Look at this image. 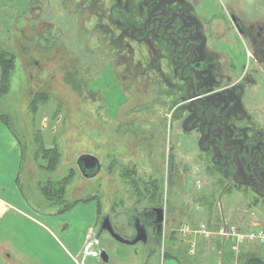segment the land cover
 Instances as JSON below:
<instances>
[{"label":"rangeland","instance_id":"374dc122","mask_svg":"<svg viewBox=\"0 0 264 264\" xmlns=\"http://www.w3.org/2000/svg\"><path fill=\"white\" fill-rule=\"evenodd\" d=\"M25 1L0 0V51L15 57L10 90L0 95V115L22 146L21 185L39 210L29 209L26 215L37 223L13 216L5 223L9 230L6 238L23 248L32 263L74 264L72 254L82 261L86 253V264H102L98 252L106 247L115 258L119 254L128 257L131 264H229L219 260L226 253L210 252L209 260H202L201 252L190 253L192 239H198L205 250L221 241L217 234L211 236V243H203V235L182 241L180 228L183 224L198 227L203 222L214 230L223 222L243 227L264 225V202L242 188L226 191V182L215 167L197 160L194 141L184 139L181 133L175 98L168 97L165 88L157 86L154 73L148 71L152 59L148 45L132 40L118 45L110 35L98 37L93 30L96 23L92 21L90 26L85 18L89 13L83 7L82 13L72 18L75 20L57 17L59 27L41 35L36 12L29 9L20 15ZM204 4L208 11L198 7L202 15L219 16L220 24L212 27L215 33L230 25L233 12L251 24L253 34L264 28V0H204ZM50 12L54 17L55 10ZM222 52L224 65L229 67L231 60L224 49ZM248 57L245 67H261L259 57ZM71 67L83 82L80 91L66 80ZM40 94L44 98L33 102ZM255 115L260 118L259 113ZM42 143L60 153L53 170L40 151ZM185 149L192 152L186 154ZM84 154L98 157L102 164L93 178L85 177L77 165ZM172 164L175 169L170 178ZM64 179L68 182L63 201L42 191V186H51L50 181L58 188ZM153 179L158 185L151 202L165 203L173 213V220L168 215L164 223L171 235L155 243L151 233L148 244L133 245L115 241L105 232L99 238L106 214L125 233L134 232L138 211L149 206L147 188L154 185ZM55 192L52 189L51 193ZM71 203H75L71 209L60 212ZM89 227L94 228L90 238ZM173 227L177 230L171 231ZM87 243L82 256L76 255ZM153 246L159 249L157 254ZM165 251L172 257L165 258ZM247 254L264 257V247L241 244L231 261L239 264Z\"/></svg>","mask_w":264,"mask_h":264},{"label":"flooded vegetation","instance_id":"af4514ba","mask_svg":"<svg viewBox=\"0 0 264 264\" xmlns=\"http://www.w3.org/2000/svg\"><path fill=\"white\" fill-rule=\"evenodd\" d=\"M77 2L26 0L20 15L29 9L36 12L42 35L46 29L59 27L57 17L75 18L83 7L89 13L85 18L90 26L92 21L96 23L93 30L98 37L105 39L110 35L118 45L125 40L147 44L152 57L148 71L159 80L157 86L164 87L168 97L175 98L174 109L181 133L184 139L194 141L197 160L215 167L227 185L242 188L264 202V28L258 35L253 34L251 24L233 12L230 25L222 33H215L211 23L201 19L199 0ZM51 10H55L54 17ZM225 45L233 48L238 59L229 48H223ZM222 49L231 60L229 67L224 65ZM249 55L260 58V68L245 67ZM184 152L188 154L192 150ZM174 169L172 164L170 178ZM152 182L154 185L148 192L154 195L149 193V206L138 211L133 222L134 232L125 233L106 214L101 221L99 238L105 232L118 241L108 230H102L107 217L115 232L127 240L143 236L144 228L146 233H160L164 224L160 218L164 219L168 208L165 203L152 204L158 185L155 180ZM101 249L109 256L106 247Z\"/></svg>","mask_w":264,"mask_h":264},{"label":"crops","instance_id":"0c3cea01","mask_svg":"<svg viewBox=\"0 0 264 264\" xmlns=\"http://www.w3.org/2000/svg\"><path fill=\"white\" fill-rule=\"evenodd\" d=\"M24 3H22V5ZM198 7H200L201 9L203 8L202 10L204 12L208 11L207 8L205 7L204 0H199ZM218 17L219 16H217L216 14L208 15L207 13H205L201 15V19H203L204 22L209 21L212 27H216L220 24V20ZM223 48H229V50H231L230 52L235 57V55L233 54L235 51L233 50L231 46L225 45V47ZM235 58L238 59V57H235ZM0 77H1V69H0ZM23 159H24V153H23V149H22L20 142L18 141V139H16L12 131L8 128V126L6 125V121L0 118V264H60L59 262L54 263L51 260H47L45 261V263L42 261H40V263L39 262H35V263L28 262L26 259V256H29V254L24 255L25 252L23 248L15 247L12 243H10V240L6 238L8 235L7 231L9 230L7 229V225L5 223L10 221L13 216L14 217L17 216L18 218H21V216L27 217L26 215L29 209L30 210L33 209L36 211L39 210L38 207L32 206V204L29 202V200L26 197L25 191L21 185L20 177H21V172H22V165L24 162ZM96 210H97V220H98V217L100 215L98 204H97ZM203 212H205L204 208H203ZM169 213L170 212H168V210H167V213H165V216L163 219V223L165 224H166V221L169 219V216L171 217V215H173V213H170V214ZM27 218L31 220L32 222L37 223L35 219L31 217H27ZM171 219L173 220L172 217ZM165 224H163V228L160 230V233L158 235L152 233L151 231L147 233L149 238L151 237V233L153 234V236L155 237V243L157 242L159 243L161 242V240H164V238H167V235H171V232L168 233L166 231ZM184 225H187V224H183L182 227ZM182 227L180 228V233H179L181 235L182 241H186L188 238H191L192 236L197 237L198 235H201V234L190 233L188 236H185L181 231ZM218 228L215 230L214 229H211V230L217 231ZM93 229L94 228L92 227L88 228V237L92 234ZM175 229L176 228L173 227L170 230L173 231ZM213 234H217V233H213ZM210 238L205 237L206 240H204L203 243L205 244L207 242L211 243ZM219 238L221 239L219 243L217 242L215 246H213V244L210 246H207L205 250H204L203 244L200 241H198V239L197 240L192 239L190 243L191 255L195 254L196 251L201 252L202 260L204 259L209 260L208 257H209L210 252H215V254L221 253L223 256L224 253H227V251L230 250V247L232 251L235 252V249H233L232 243L229 247L228 244L227 245L225 244L224 239H222L220 236ZM170 239L171 238H169L168 240ZM88 243L85 245L84 250L79 249L75 254L82 256V254L87 249ZM148 243H149V239L146 242V244ZM169 245L171 246V248L175 246L172 243V241L171 243L169 242ZM178 245L180 246V244ZM151 248H154V246ZM153 250H155L154 253L157 254L159 249L154 248L152 249V251ZM151 252L149 250V253ZM165 253H169V252H166V251L163 252V256L166 258ZM72 255L76 257L74 254ZM85 256H86V253L83 255L82 261H79L72 256H71V260L74 264H86ZM167 257H172V255L167 256ZM217 258L219 257L217 256ZM125 259L127 260V262L124 261ZM125 259L121 257L120 254L117 256V258H115L114 255L112 256V253L109 252V260L103 261L102 264H126V263L131 264V262L128 260V257H126ZM219 260H222V262L226 261L229 264H236L235 262L230 261L229 257L227 256H223L219 258Z\"/></svg>","mask_w":264,"mask_h":264},{"label":"trees","instance_id":"16d2710c","mask_svg":"<svg viewBox=\"0 0 264 264\" xmlns=\"http://www.w3.org/2000/svg\"><path fill=\"white\" fill-rule=\"evenodd\" d=\"M0 68H1V77H0V95H3L5 93H7L10 90L11 87V77H12V73L13 70L15 69V57L10 53V52H6V51H0ZM67 76H66V80L69 84H71L72 86H74L76 88V90L79 91L80 89H82L83 87V82L82 80H80L78 78L79 75H75L73 74V68L71 67L67 72H66ZM39 98H44L42 96V94L40 95H36V98L34 97L33 102L36 101V99ZM0 118H2L3 120H5L3 118V116L0 115ZM6 121V120H5ZM43 141L45 140V137L43 136L41 138ZM46 142V141H45ZM41 153L43 154V156L45 157V159H48V164H49V169L53 170L54 167L57 166V163L59 162V158H60V153L57 151V149L53 146L51 147H46L45 144L42 143V147H41ZM64 181V183H63ZM61 184L59 185L58 188H54V185L52 184V181H50V184H47L45 186H42V191L44 192V194L46 196H50V197H58L57 200H62L63 201V196L65 194V188H66V182L67 179H64ZM226 182V180H224ZM225 190H230L232 188V186L224 184ZM55 190V193H51V191ZM147 190L149 191L150 189L147 188ZM151 193V192H148ZM151 195L153 196L154 193L152 192ZM77 202V201H76ZM75 202V203H76ZM75 203H71V204H65V207L60 210V212H65L68 211L69 209H71ZM225 244L230 247L231 242H226ZM227 257H229L230 261L231 260H235V252L232 251L231 247L230 250L227 251ZM168 255H170V253H165V256L167 257ZM239 264H264V257L260 256V255H255V254H247L244 258H241L239 260Z\"/></svg>","mask_w":264,"mask_h":264},{"label":"built area","instance_id":"2783aa9c","mask_svg":"<svg viewBox=\"0 0 264 264\" xmlns=\"http://www.w3.org/2000/svg\"><path fill=\"white\" fill-rule=\"evenodd\" d=\"M200 183V182H199ZM201 185V184H200ZM185 236L190 233L201 234L210 238L213 233H217L222 239L230 240L233 248L238 251L241 244H258L264 246V225L251 224L249 226H240L235 223L223 222L217 231L211 230L206 223H201L198 227L192 228L184 225L181 229Z\"/></svg>","mask_w":264,"mask_h":264},{"label":"water","instance_id":"95a60500","mask_svg":"<svg viewBox=\"0 0 264 264\" xmlns=\"http://www.w3.org/2000/svg\"><path fill=\"white\" fill-rule=\"evenodd\" d=\"M77 165L80 169V171L82 172V174L85 177L88 178H93L95 176H97L102 168V164L100 162V159L94 155L91 154H84L82 155L78 161H77ZM162 211V209H157ZM162 221L163 219L160 218ZM102 230H108L109 233L119 242H123V243H127V244H135L138 242H146L147 241V233H146V229L144 228V233L143 236L138 235V237L135 240H127L124 237H122L119 233L115 232L114 227L110 221V218L107 217L102 225ZM101 257L104 261H108L109 260V256L108 253L105 249H102V253H101Z\"/></svg>","mask_w":264,"mask_h":264}]
</instances>
